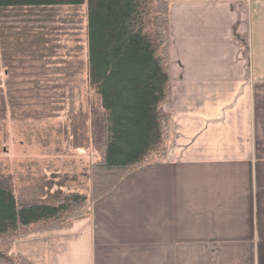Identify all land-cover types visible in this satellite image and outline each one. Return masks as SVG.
<instances>
[{"label":"crops","instance_id":"0c3cea01","mask_svg":"<svg viewBox=\"0 0 264 264\" xmlns=\"http://www.w3.org/2000/svg\"><path fill=\"white\" fill-rule=\"evenodd\" d=\"M167 1V158L16 241L31 264H264V0Z\"/></svg>","mask_w":264,"mask_h":264},{"label":"trees","instance_id":"16d2710c","mask_svg":"<svg viewBox=\"0 0 264 264\" xmlns=\"http://www.w3.org/2000/svg\"><path fill=\"white\" fill-rule=\"evenodd\" d=\"M87 1L89 84L101 97L99 160L91 165L92 195L57 190L19 202L0 182V263L31 264L12 250L35 234L71 229L90 203L133 170L167 158L172 140L170 5L167 0H0V116L18 105L19 69L55 56L79 29ZM15 85L18 87L11 88Z\"/></svg>","mask_w":264,"mask_h":264},{"label":"rangeland","instance_id":"374dc122","mask_svg":"<svg viewBox=\"0 0 264 264\" xmlns=\"http://www.w3.org/2000/svg\"><path fill=\"white\" fill-rule=\"evenodd\" d=\"M77 12L80 27L59 54L21 66L24 91L14 94L24 97L0 116V182L21 203L57 190L92 195L102 105L89 84L87 1Z\"/></svg>","mask_w":264,"mask_h":264}]
</instances>
